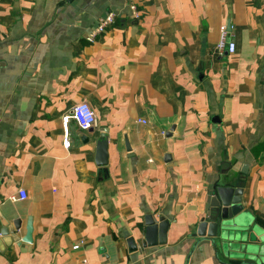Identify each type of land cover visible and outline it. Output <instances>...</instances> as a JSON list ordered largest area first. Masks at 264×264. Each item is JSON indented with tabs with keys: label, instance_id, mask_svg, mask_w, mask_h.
<instances>
[{
	"label": "crops",
	"instance_id": "1",
	"mask_svg": "<svg viewBox=\"0 0 264 264\" xmlns=\"http://www.w3.org/2000/svg\"><path fill=\"white\" fill-rule=\"evenodd\" d=\"M216 185L264 225V0H0V264H243L193 236Z\"/></svg>",
	"mask_w": 264,
	"mask_h": 264
},
{
	"label": "water",
	"instance_id": "2",
	"mask_svg": "<svg viewBox=\"0 0 264 264\" xmlns=\"http://www.w3.org/2000/svg\"><path fill=\"white\" fill-rule=\"evenodd\" d=\"M91 130V129H90ZM89 131V130H88ZM109 138L101 135L97 142V159L101 167L109 160ZM243 189L232 185H216L213 189L209 213L202 218L196 233L197 244L206 242L213 248L217 258L226 261H242L243 264H264V225L244 214L242 205ZM147 241L152 246L156 231L166 234L167 223L160 219H147ZM19 230V222L15 223ZM33 225L27 226L22 242L30 243ZM161 245L166 240H160ZM152 243V244H151Z\"/></svg>",
	"mask_w": 264,
	"mask_h": 264
},
{
	"label": "built area",
	"instance_id": "3",
	"mask_svg": "<svg viewBox=\"0 0 264 264\" xmlns=\"http://www.w3.org/2000/svg\"><path fill=\"white\" fill-rule=\"evenodd\" d=\"M127 10L128 11L124 14L122 12L114 11V10H110L106 12L104 16H102L98 20L97 25L90 32V34L86 36V42L91 44L97 41V39L103 36L108 30L117 26L119 21L123 17L128 19L131 23H139L141 21L143 12L135 3H130L127 6ZM221 32H222V38L219 44L217 45L218 52L222 55L234 54L236 46L235 43L228 42L226 38L227 32L225 26L221 27ZM71 114L73 119L78 124L79 128L84 131L90 130L96 123L95 112L90 106V104L85 101L73 106L71 109ZM140 122L146 124V121L144 120H141ZM64 145L65 147H69L70 143L68 139H65ZM26 199H27V194L23 190H20L17 196L11 198V200L15 202ZM78 248L79 246L73 247L74 250H77Z\"/></svg>",
	"mask_w": 264,
	"mask_h": 264
}]
</instances>
